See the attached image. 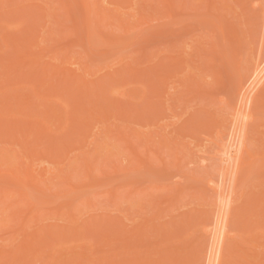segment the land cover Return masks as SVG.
<instances>
[{
  "label": "rangeland",
  "instance_id": "rangeland-1",
  "mask_svg": "<svg viewBox=\"0 0 264 264\" xmlns=\"http://www.w3.org/2000/svg\"><path fill=\"white\" fill-rule=\"evenodd\" d=\"M84 1L88 2L89 0H83V1L82 0H8V1L0 0V4L2 3L0 5V34L4 35V32L7 33L10 31L9 34H12L11 36L14 35L15 39L19 38L22 40L23 38L24 40L23 41L20 40V42L21 43L25 42L24 44H26V40L30 37L29 36L30 34H28L29 33L28 29L31 30V28H33L32 30H34L37 27L41 28L40 26L41 24L45 25L44 27L42 26L43 27L42 29L37 28L36 29L37 33H34V35L35 34L39 35L38 38H40V36L43 37L45 36L46 38H44L43 40H46V42L44 41V43H40L41 42L40 41L39 42L40 44L38 43L37 44L39 45L40 49H42L46 45L47 47H44L42 49V52L36 55L35 53H38L41 50L39 49L36 52L35 48H33L34 47L33 44L32 45L33 47L31 48L32 51L29 49L30 52H28L27 54L30 57L26 55V58L27 60H29V62L25 60L26 58L25 59L23 58L24 59V63L22 62L23 64L26 65L28 63H31V65L28 64L27 66L23 67L22 66L23 64L20 63L21 67H16V65H13L12 67L11 65V63L13 64L12 57H10V59L12 58L11 59L12 62L8 60L10 62V65L9 62L5 64V59L8 58L7 56L11 52H13L11 54H13L14 57L15 54L13 49L14 44H11L13 42H10V44L12 45L11 46L7 41H5L7 37L4 38V41L5 43L7 42L10 47L6 45L7 43L6 44L1 43V41L3 40H0V43L2 45V47L0 46V54L2 53L4 54L0 58L3 59V57H5V59H3L4 61L3 63L5 65L3 64V66L6 67L8 65L12 67L14 72H17L15 74L14 72L12 73V71L10 72L9 70H12L10 67L9 70L4 71L5 69L2 70V68L4 67L1 66L0 70L4 72L0 71V75L1 74L4 75L7 79H5L4 76L2 75L0 79L2 80L3 78L5 80H8L9 78L11 79V77L8 76L14 74V76L16 75L15 76L16 78L14 77V79H17V81L15 80L16 84L14 82L13 85V79H11V82L9 79V83L12 84H8V81L4 80L5 83H3V85L0 84V91L8 92L5 93L7 96L8 95L14 96V94H19V96L23 98L24 96L25 97L28 96V94H30V96H33L31 97L32 99H29V102L33 101L35 103L32 104L31 102L30 106L28 104V107H26L27 110L23 112L25 113V115L20 116V119H22L23 117L24 119L27 120L28 118L29 120L31 119L43 120L44 118L43 127L45 129L44 128L39 129L40 126H38V128H35L37 130L38 129L40 130V132L38 131V133H40L41 136H39L37 131L34 132L33 129L34 126H33L31 132L37 134H34L36 136H31L30 134V136L34 137V142H36L35 137L39 136L38 138L41 139L39 140L40 143L37 144L36 142V146L33 147V149L34 148L37 149L38 151L37 153L39 154L35 156L38 157L37 158H34L35 156L33 158L31 157V160L29 157V160L31 162L33 159L31 163L33 164V167L37 168L39 171H41L42 168H46V170L52 169L55 172L54 173L55 176H52L54 178L52 179L50 178V180L44 178L46 177L45 176L46 174L48 175L47 172H45L43 177H41V179L44 178L45 181L44 182L41 181L42 186H40L41 183L39 182L40 183L38 185L39 189H36L39 191V193L33 187L26 189L27 193H29L28 201L25 198H22L21 195H18L17 192L15 193V191L20 190V188L12 184L13 182H15L13 181L14 180L13 177L7 172H6L7 174H5L4 171L7 168L6 164H9L10 166L12 165L14 168H20V167L22 168L24 166L23 162H19V161L27 159V157L25 156L26 153L24 154V152L27 151L24 150L23 148H19L20 146L17 145V143L15 142L16 139H18L19 137L18 135L20 134L21 136V134L23 133L22 131L20 132L18 130L19 127L21 129L23 126V128L21 129L23 130L24 128L27 127V125L28 127H30V123L26 125L25 123L26 120L24 121V123L23 121H17V119L19 118L18 116L20 114H18L16 119L15 118L16 115L13 112L11 113L12 116L11 114H8L6 116L7 118L5 119L7 120H2V115L6 112L4 106H7L3 102H6L5 99L7 98H3L4 96L2 95L4 93L0 92V124L1 123H2L1 125L5 124L3 126L4 128L3 130H2V126L0 125L1 126L0 151L3 154L6 153V155L2 154L3 159L4 160L7 159L8 162L12 163V164L4 163V160H1L2 157H0V163H1L0 190L7 189V193L9 191L10 192L12 191V194H14L12 198L8 196H3L4 193L3 194L1 193L0 195V260H3V263L1 261L0 264H4V263L11 264V262H8L7 255L8 254L13 255L12 253L18 251L17 247L14 248V246H16L19 240L20 241L22 240V237L20 239V234L26 232L24 229L22 230V228H25L23 224L28 219L27 216L24 218V221L21 224L23 227L20 228V226H18L20 225L18 224V222L15 221L13 222L11 220V214L14 213L13 211L19 210L20 207H22L23 203H25L24 205L26 206V202H29V200L32 201V204L30 205L33 206V211H35L36 213L38 208V210L40 209L39 212H43V215L41 216L42 217L41 219L39 214H37L38 212L34 214L33 211H29L31 215H36L38 219L40 218L39 220L40 222L38 223L34 222L35 223L33 224L34 226L33 225L30 227L29 225L26 226L27 228L26 230H28L26 233L28 232L30 233L28 235H32L31 232L33 233L34 230L38 232L37 233L38 235L43 234L44 230L47 229L46 226H48L49 228L50 225L57 224V226L61 225L62 227L64 225L66 226V228L68 227V229L69 226H72L71 228L73 230L75 229L76 226V229L74 231H76L78 227H79L78 230L85 228L83 229V231L85 232L80 230L79 235H81L83 232V235L85 234L86 236L84 235L82 239L81 236L78 237L77 234V237L81 239L76 241L75 238L77 237H74L76 233L73 236V238L72 237L70 238L71 235L68 236L67 239L70 240H66V238H64V240H61L60 238H62L61 236L62 234L60 235L59 231L58 234H56L55 237L53 235L52 238H48L50 236H47L45 234L47 238H44V240L45 239H47L48 241L51 240L52 243H54L55 240L57 241L59 240V242L57 243L58 245L53 244L57 246L56 248H54L55 252L54 251L50 252L49 248L47 250V245H49L48 244L49 242L47 243L45 241L41 242L42 244H40V246L44 247L45 252L42 253V251L39 250L40 253H38V255L36 253L37 257L36 255H33L31 258V262L28 264H47V263L57 264L58 259L60 264H68V263L72 264L70 260L69 261L65 260L66 256L70 259L69 257L70 254L73 257L74 256L76 257V255L81 254L79 255V257L77 256L75 258L76 260H74V263H78V264L79 263L93 264L96 260L97 262L99 261L98 264H104L106 258L108 261L110 260L117 261L119 259L121 260V258L122 259L125 258L127 259V262L130 263L132 262L138 263V261L140 260V262L144 264V262L147 261L146 258L150 259V257H151L150 259L151 261L152 259L155 260L157 257H159L158 258L159 260L158 259L156 260L158 261V263L160 261L159 264H162V261L168 255H172V256H168L169 262H168V257L166 258V260H164L165 262L163 261L165 264H195V263L201 264V262L199 261H200V257H202L201 255L204 253L203 252L204 250L201 251L200 249H203L202 248L204 247L203 244L207 241V239L205 241L204 238L205 235H203L204 231L202 230L204 228V223L205 224L208 223L206 222L207 219L205 218L206 216H210L209 213H207V211L208 212L211 211L210 214L212 215L215 214L213 213L214 212L213 210L216 211V209L211 208V206L213 207V205H215L214 203L215 199L213 200V202H211L212 199L214 198L213 197L214 194L212 196L213 192L210 189V187L208 188L209 183L207 181L211 178L212 175L214 176L215 179L218 175V171H220L221 169V164L219 162L218 155L217 153L215 155L213 153H215V151L217 152V150L214 151V149L217 148L214 147L218 142L216 140L219 139V141H221L222 139H224V138H220V136L223 137L226 131L225 132L223 131L224 133L221 131L222 134L220 135L219 133V135L217 134L218 136H216V133L224 129L225 128L224 126L226 125H228L229 127L230 121H228L227 119H229V117L230 119H232L231 116L233 115V112L230 114L231 112L230 108L233 109L232 105H234L232 104L229 106V104H231V100H233V103L236 102L234 100H237L231 98L237 97L236 89L234 86H237L236 84H238V79L242 77L244 74L245 75L247 74L250 65H252L251 63H253L254 61V60L252 61V59L254 58V56L255 57L259 56V54L257 53L262 54L261 56L264 55L262 53L264 52V47H263L264 46V0H169L170 3L168 4L169 6L164 5V0H126V2H124L125 0H123L122 3L121 0H91L88 2V5H86L87 2ZM25 2H26L25 5H31L32 7L35 6L33 7V9L34 8L35 9L33 10L31 6H27V7L25 6L26 9L24 10H22L23 8L20 9V6L24 7ZM91 2L96 5V8L97 5L100 6L99 8H97V10L103 8L104 6V10L106 11L104 15L107 14L108 19L105 18L104 16V20L105 19L106 20L104 21L103 24L99 22V24L96 26V24L98 23L97 19L98 18L100 19L101 17L99 14L104 10L96 12L97 10L94 9L92 10L93 11L92 13L91 8L93 7L94 4H92ZM83 3H85L84 6H82ZM171 3L173 5L172 7H170ZM210 3L213 6L210 5ZM240 3H243L245 7L244 5L242 6ZM90 4L92 5L91 7ZM85 5L90 8L86 7ZM174 6L175 8H173ZM15 8H19L20 9L19 12H16V10L18 9ZM87 8L90 10V13L89 10H87ZM116 8L120 10V13L119 12L117 13L115 11ZM223 8L225 9V11ZM67 9L69 11H67ZM65 10L69 12V14L67 13L65 14L64 13L66 12ZM85 10H87L88 12H86ZM43 13L45 15V18L43 17L44 16ZM45 13H47L48 15L50 13L51 15L47 16V14ZM91 13L93 16L91 15ZM82 14L85 15V17ZM66 15L68 16L70 15V18ZM89 16L94 18H90ZM95 16L96 17L100 16V17L95 18ZM66 17L68 18V20L66 19ZM71 18L73 19L72 21L70 20ZM24 22L25 24H23ZM26 22L28 23V26ZM93 23L95 25H93ZM225 24L227 26L229 25L228 29H226L227 26L225 27ZM2 26H4L3 27L4 29L2 28ZM120 26H123L124 28ZM86 27L88 28L90 27V30H88V28ZM94 27H97L96 30L98 31H95ZM230 27L234 29L232 31L233 33L231 32L232 29ZM98 28L101 29L103 28V29L99 30ZM222 29L223 31H229V32H223ZM87 30L89 31V33ZM48 32L49 34L51 33V35L52 34L53 35L49 37ZM98 32L101 34L103 33V35L106 34V36L103 35L100 36ZM227 33H230L229 35H227L228 37L231 34L232 35L236 34L239 36V37L237 36L238 38L237 41H235V39L233 38L229 39L230 37L227 40L228 42H231L228 43L231 44L228 46L235 45L234 48H236L235 50H230L233 51L232 52L233 54L231 52L230 53L227 52L228 54H230L228 56L230 60L226 57L228 54H226V50H225L226 43L224 42L226 40L225 34ZM87 34L88 37H86ZM16 35H18L19 37H17ZM24 35H27V37ZM54 35L55 38L53 37ZM1 36L2 35H0V38L3 39ZM50 38L53 40H51ZM101 38H103L102 39L103 41L101 40ZM66 39L68 40V42L66 41ZM35 40L36 39H34V41ZM47 40L50 41L51 44ZM32 41L33 40H31L30 42ZM20 42L19 44H21ZM3 44L6 46H4ZM21 45L23 46V44ZM20 46L17 45V47ZM228 46L227 48H229ZM7 47L9 49H7ZM11 48L13 51L11 50ZM21 51L16 52V55L18 53L22 54L23 52ZM211 51H213L214 53L213 56H216L217 58L214 59L213 57H211L212 56ZM218 51L222 52L221 56H223V53H225V56L223 58L224 61L222 60V62L220 60L216 61V59L221 58L219 57L220 55L218 54L219 53ZM32 53H34L36 57L39 55L38 56L39 58L38 57L34 58V55ZM61 53L64 54V56L65 55L67 56L64 57ZM30 54H32L33 56ZM88 54L89 56H87ZM18 55L17 57L20 59L21 56L19 57ZM31 56L34 59H32ZM61 56L63 57V60L66 61V62L62 61L64 62L63 63L64 65H61L62 64L61 60H58V58L59 59L62 58ZM86 56L89 58H87ZM225 57L228 60L225 61L226 59ZM19 59L17 60L18 62L16 61L14 63L19 64ZM33 60H36V64L33 62ZM58 61H60V63ZM180 61H182V63H180ZM37 62H39L40 65L48 64V67L50 65L51 66L50 72L54 71V69H57V67L59 66L58 72H56L55 75H57V73H60L61 72L60 70H62L65 67V70L68 71L65 70H64L65 72L63 70L62 71L66 75H67L66 72L69 73L71 71L70 73L71 76L68 75L70 76L68 79L71 80H73L71 78L73 76L72 74L76 76H80L82 78L84 67L86 69V66H88L89 70H91V73L90 75H86L85 78L86 80L87 79L91 80L89 82H92V85H89L90 88L89 89L87 87L88 86L87 85L88 82H87L84 85L83 89L89 90L91 92V89L93 88L92 89L93 94L90 93L91 96L90 94L89 97L87 96L89 99L84 97V99L86 98L84 102L83 101L81 102V100L78 99L74 100V98H77V96L79 98L80 95L83 94V93L82 94L78 93V91L81 90V88L77 89L80 86L81 82H77L76 84L74 83L76 87L74 86L75 94L73 95L72 93L71 94L68 93L70 92L69 87H71L72 84H70V86L67 87L68 92H66L67 90L62 87L65 83L63 84L61 83V81L60 82L56 81V79H53L50 82L48 79L50 85H55L54 87L52 86V88H54V90L57 91L55 97L54 91L49 90L51 88L50 86L48 89L47 86V84H49L48 81L45 82L46 85L43 86L39 82V78H40L39 74L41 72L43 65L40 66L39 64H37ZM58 63L61 65L62 69L60 68V65H57ZM32 64L37 65L38 68L35 66V70L33 67H32L33 69H30L29 67L33 66ZM52 65L54 67L56 66L57 67L53 68ZM213 65L214 66L217 65V68H214ZM46 66L47 65H45V67ZM128 66H130V68L134 67V69L137 70L136 71L137 74H135L137 75V78H134V75H132L131 73L132 69L130 70ZM211 66L213 69H211ZM39 67H41V69H39ZM206 67H208V69ZM27 69L28 71H26ZM138 69L140 71V74L138 73ZM217 69L219 72L217 78L219 79L221 78L220 80H223V82L220 83V86L218 85V83H215L220 80L219 79L217 80V78L216 80H214L216 76L215 72L217 71ZM38 70L39 73L36 74L35 72H38ZM42 70L45 71L44 69ZM7 71L9 72V74L7 73ZM48 71L49 69L47 70V72ZM159 71L163 72V74L165 73L167 76L165 74L164 75L162 74L161 76V72ZM213 71L215 72L212 74ZM25 72L32 75V78L33 77L38 78V80H35L34 78L32 81H30L31 79L29 78L31 77L29 74L28 76L26 75L27 77L24 78L23 76H25L26 74ZM77 72L78 74H76ZM134 72L135 71H133V73ZM6 73L7 75H5ZM17 74H20V78H18L19 75ZM65 74L62 73L61 76ZM51 75L52 73L49 74V78L55 77V75L54 76ZM138 76H140V80L138 79L139 78ZM159 76L163 78L164 80L163 82L162 80H160L161 78ZM147 77H149L150 79L147 80L148 79ZM184 77H186L187 79L186 78L184 79ZM85 78L83 79L85 80ZM92 79L94 80V83L96 81L98 83L96 82L95 84H93ZM197 82H198V86L196 84ZM60 83L63 85H61ZM57 84L58 87H56ZM203 85L206 86V88L205 87L203 88ZM34 86L37 89H40L39 91L43 92L42 95L38 96V99L44 98L43 100L42 99L37 100L36 97L37 95H35V93L39 91L33 90V95H32L30 89H32ZM207 86L209 87V89L207 88ZM212 88L214 89L212 90ZM12 89H15L16 91ZM199 89H200L199 91L200 95L197 94L198 93L197 90ZM63 91H65L66 93L65 92L63 93ZM204 91L206 92L204 93ZM44 93H47L48 97H45ZM101 94L105 95V98H101L103 97ZM75 95L76 97H74ZM12 96L10 97L11 99L9 98L10 102L8 101L9 103L8 105H10L12 102L13 103L17 102L15 98L12 99L13 98ZM68 96L71 97L72 100H70ZM257 96L254 100L255 101L254 106L252 107L254 109L251 108L253 110L252 113L254 114L251 115L253 116L252 118L250 117L251 119L249 118L250 123L248 124V127L249 126L250 127L248 128L249 131H247L248 132L247 137L249 139H247V143H246L248 144L246 145L248 146V149L250 148V152L252 151L251 154L252 155L255 154L254 155L255 158L247 157L248 155L246 156L248 159L247 158L246 160L244 159L245 160L244 162L246 163L243 164L244 167L241 169L243 171L238 173V177L236 180L237 184L234 185L236 188V192L233 195L234 196L233 209L231 212L232 214L229 222L230 223L229 229L231 230L230 231L231 236L229 240L227 239L226 241L223 264H240V263L264 264V228H263L264 204H262L264 203V199H263L264 198V159H262L263 157L262 154L264 153V88L261 92H259ZM17 98L18 97H16V99ZM66 99H68V101ZM81 99L83 100V97H81ZM87 99L89 100V102H87ZM101 99H103L104 101ZM108 100L110 103L107 102ZM112 100L114 102H112ZM17 103L21 107L25 105L24 101L23 103H20V101ZM44 103H49L52 104L51 107L52 106L56 107V109L60 111L59 113L57 111L58 114H60L61 111L65 113L66 109L70 110V114L72 113L71 111L75 107H80V109L78 110V112L72 113L70 117L68 116L70 118L69 120L70 122L67 121V123H71V124L65 126L67 127L66 129L62 124L58 126L60 127L62 125L61 128H57L56 125H52L53 120L52 122H50L51 118L48 119L45 117V115H42L43 110L48 112V114H52V111H49V108L48 109L43 108L42 105ZM97 103L100 106H103L100 109L103 108L105 109L102 110V113L99 112L95 107H92V105L96 106ZM256 103L257 105H255ZM12 105H13L12 107H14L17 104H12ZM46 105L44 107H46ZM48 107H50V105ZM118 108L120 109V113ZM121 109L124 110V113ZM87 110L88 112L90 111V113L92 112L94 116L92 117L91 116L92 114L91 115L89 114L90 115L89 117V115L86 114ZM125 111L127 113H125ZM36 112L38 113L36 114ZM111 112L116 113V116H118L119 119L115 116L113 117L114 113L110 114ZM130 112L131 114L129 115ZM227 113L231 116H227L228 115ZM5 114H7V112ZM13 114L15 115V117ZM58 114H56L57 117L59 116ZM61 114L62 116H64L63 113ZM81 114H85V117L84 115ZM103 114H105L106 116ZM66 116L67 114H65V117ZM123 116H125L126 119ZM65 117H63L64 119L61 120L62 121L68 120L65 119ZM8 118L9 119L15 118L16 120L12 119L13 122L12 124L11 120H8ZM77 119H80V121L82 122H80ZM88 120L90 121L92 120L90 125H88L89 127L87 125H84L86 123L83 124V121L87 122ZM75 121L79 123V125ZM226 121L228 122V124L225 123ZM16 122L18 123L21 122L22 126L21 123L18 125V123ZM204 122L207 123L210 122L208 124L211 125H207V123L205 124ZM61 123L65 125L66 122L64 121ZM203 123L205 124V126L203 125L201 126V124ZM6 124L10 126L8 127ZM16 124H17V128L15 127V129L19 131L18 133L13 128L14 125L16 126ZM34 125L36 124L34 123ZM7 128L13 130L15 134H12V131L9 132L6 131L8 133L4 132ZM63 128L65 131H63ZM8 135L11 136L9 137ZM6 139L8 141L10 140L9 142H13L15 145L13 146V144L5 143L8 142L6 141ZM32 140L30 141L31 143L33 142ZM26 141L24 139L23 143H26ZM215 141L216 144L214 143ZM29 143H27V145ZM124 143H126L125 144L126 146L124 145ZM23 145L24 148L27 147L25 146V144ZM127 146L131 147V149ZM5 147L8 148L7 151ZM9 147L13 149V151L9 150L10 149ZM41 147L43 149H41ZM128 148L132 150L134 153L132 154V151H130ZM28 149L30 148L28 147ZM20 150L23 151V153L21 152L20 154L21 155L23 154L26 158H24L23 156L22 159H19L20 156L19 157L14 156L15 155L14 153L17 151H18L17 153H19ZM42 151L47 154H43ZM7 152H11V153H7ZM28 153H30V150ZM10 154H14L12 155L13 156L12 158ZM28 156H31V153L28 154ZM54 156H56V159ZM51 157L54 159V161ZM139 158L141 159L142 164L139 162ZM215 160H218L219 163L216 164ZM215 165H216V169L214 170L213 167H215ZM24 168L25 166L22 169ZM1 169L4 170L3 173ZM216 173L217 175H215ZM2 174L4 175L3 178H2L3 176ZM65 176L68 179H66ZM70 183L72 184V186ZM205 185L207 186L205 187ZM70 186L72 188L73 186L76 187V189H74L75 193L74 191L72 193V188L71 190L69 189ZM10 192L8 193V195L11 194ZM256 197L257 198L261 197L262 200L259 201V203L257 200H255L256 202L254 201L255 202L254 206L256 205L257 207L258 205V207L257 208L252 207V210H254L252 211L250 207L253 206V204L251 203L250 198L256 199ZM21 198L23 199V201L21 200ZM14 199H17L14 202L18 201L16 202V205H14L12 202ZM24 199L26 200V202ZM87 201L91 204V206L88 207ZM33 202L37 207H34L35 205L33 204ZM17 203H19L18 204L19 206L17 205ZM250 203L251 205H249ZM63 204L64 205L67 204V206L64 207ZM261 204L263 205V207ZM16 207L19 209H15ZM246 207H248L249 209ZM11 208H13L14 210L12 211ZM22 209H24L22 213L23 215L25 214V207H22L21 210ZM56 209L57 212L60 209H61L60 211L63 210L62 213L63 216L65 212H68V209L70 212V213L69 212L66 213L68 215H70L72 211L76 210V212H73V214L77 218L75 219L71 217L72 214L70 216L71 219L70 217H68V219L70 220H67L66 219L67 217L65 218V216H64L65 219L55 218L54 216H56V214L53 213L51 214H53L54 216L51 215L50 217H47L46 216L47 213H44L45 211L46 212L52 210L56 211ZM77 210L79 213L77 212ZM247 211L248 213H250V215L247 213ZM254 212L256 213V215ZM151 217L153 218L151 219ZM212 217H214V215ZM187 218L190 220L189 221L190 223L187 222L188 227L186 224V221H188L186 220ZM148 219L151 220L148 221ZM67 221L69 222L76 221V223L73 222L71 225L68 224L69 222ZM258 221L260 222L258 223ZM4 223H5V227L3 226ZM257 223L259 224L258 226H260L259 228L256 227ZM38 224H40L39 226L41 228L37 231ZM201 224L203 226L202 228H201ZM73 225L75 226L73 227ZM151 225L155 226V229H153L155 231L152 230ZM166 226L168 230L169 228L171 230L173 229L172 232L174 233L171 232L170 236L168 235V233L171 230H169L168 232ZM145 227H147L146 231L147 232L149 231V234H146L149 235L147 238L146 235H144V232L146 233L144 229ZM149 227L151 229H149ZM16 228H19V230L21 229L20 231L21 233L18 232L19 230L16 231L17 230ZM122 228L125 229V231L122 230ZM163 228L167 230L168 232V233L166 232L167 234H165L164 231H163L164 233L162 232ZM140 229L142 231L141 234L145 236L144 239L143 236L142 238L140 237L141 236L139 233ZM158 230L161 232L159 233ZM15 231L17 232V234ZM45 231L47 232V230ZM121 231L123 232L120 233ZM36 232L33 234H36ZM137 232L139 233L140 236L138 235ZM93 233L94 235L92 236ZM101 233L104 234V239L107 240L105 241V244H102V242L104 241H102L103 239H100L101 236L103 238V235ZM173 234L176 235V238L175 235ZM12 235L15 236L14 239L11 238ZM105 235L107 238L108 235L112 237L106 239ZM113 236L117 237V241L113 239ZM134 236H136L137 238L140 237L143 243L139 238L137 240L136 237ZM168 236L172 239H170ZM171 236H174V238ZM8 238H11V240H9ZM85 238L86 239L91 238V239L86 240ZM118 238L119 239L121 238V241H125L123 239L128 238L127 240L129 241L128 246L131 250L128 248V246L126 248H122L121 245L122 242L118 240ZM110 239L112 240L108 241ZM139 240L140 243L137 244ZM86 241L88 242L86 243ZM113 241H115L114 243H116L115 245L114 243H112L113 248H111L112 244L111 245L107 244L106 246V242L111 243ZM60 242H62L63 244ZM85 244H87L86 245L87 248L85 247ZM88 244L90 245L89 247ZM156 244H158V246ZM181 245H183L182 247H187V249L185 248L182 251V249L177 248V246L181 247ZM59 246L61 248H59ZM53 247H51V250ZM83 247L85 252L81 250ZM159 247L162 251L159 249ZM174 247L177 248V251L179 249L181 252L180 251L175 252L176 250L174 251L170 250L173 249ZM75 250L77 252H75ZM151 250L154 251V254L152 255L150 254L152 253ZM155 251L159 255L155 254ZM66 252H68L69 255ZM199 252L200 253L202 252V254L200 255ZM73 253L74 254L76 253V255H72ZM116 253H118L117 257H115L117 255ZM234 253L237 255L235 256ZM175 254L179 256V257L177 256L178 259L180 258L178 261H174L177 258V257L175 258L174 256ZM17 255H19V253ZM45 255L48 258H45L46 257ZM103 255L105 256V258L103 257ZM240 255H243L245 259L248 261V263L245 259H242ZM27 256L29 257L30 255ZM54 256L56 257L53 258ZM41 257L42 258L44 257L46 261L44 262L43 261L44 259H41ZM61 257L65 259H61ZM132 257H134V259ZM171 257L175 259L173 260L172 258L173 260L172 261L170 260ZM197 257L199 258L197 259ZM56 258L57 260H55ZM128 258L129 259L132 258L133 260L129 261ZM51 259H53L52 260L53 262L51 261ZM99 259H105V260H99ZM17 260L20 261V259ZM40 260L43 261L44 263L43 262L40 263ZM156 260L154 263H157ZM64 261H67L68 263L67 262L65 263ZM115 261H111V262H115ZM111 262L109 263L111 264ZM13 263L19 264L20 262H13ZM124 263H126V261Z\"/></svg>",
  "mask_w": 264,
  "mask_h": 264
},
{
  "label": "bare ground",
  "instance_id": "bare-ground-1",
  "mask_svg": "<svg viewBox=\"0 0 264 264\" xmlns=\"http://www.w3.org/2000/svg\"><path fill=\"white\" fill-rule=\"evenodd\" d=\"M8 1V0H7ZM83 1V0H82ZM89 1H91V0H89ZM88 1V2H89ZM27 2V1H26ZM26 2L24 3V7H22V6H20V9H22V10H24V9H26V7L27 6H31V5H25L26 4ZM84 2H87V1H84ZM88 2L86 3V5H88ZM120 2V1H119ZM123 2V0H121V3ZM124 2H126V0L124 1ZM240 2V1H239ZM81 3V2H80ZM92 3V2H91ZM183 3V2H182ZM226 3V2H225ZM237 3V2H236ZM2 4V3H1ZM0 4V5H1ZM28 4V3H27ZM31 4V3H30ZM84 4L85 3H83V5L82 6H84ZM92 4H94V3H92ZM168 4H170L169 3V0H164V5H168ZM242 6L244 5L243 3H240ZM85 5V6H86ZM163 5V4H162ZM208 5V4H207ZM210 5H212L211 3H210ZM209 5V6H210ZM239 5V4H238ZM17 6V5H16ZM26 6V7H25ZM65 6V5H64ZM92 5L90 4V7H91ZM169 6V5H168ZM173 5H172V3H171V6L170 7H172ZM206 6V5H205ZM213 6V5H212ZM232 6V5H231ZM240 6V5H239ZM19 7V6H18ZM32 7V6H31ZM33 7H35V6H33ZM33 7H32V9H33ZM86 7H88V6H86ZM85 7V8H86ZM90 7H88V8H90ZM100 6L99 5H97V8H99ZM165 7V6H164ZM207 7V6H206ZM234 7V6H233ZM244 7H245V5H244ZM243 7V8H244ZM82 8V7H81ZM87 8V10H89ZM97 8H96V5L94 4L93 5V7L91 8V11L92 10H97ZM167 8H169V7H167ZM173 8H175V6L173 7ZM214 8H217V7H214ZM214 8H213V10H214ZM240 8H242V7H240ZM15 9H18V10H16V12H19V8H15ZM31 9V8H30ZM35 9V8H34ZM33 9V10H34ZM199 9V8H198ZM206 9V8H205ZM210 9V8H209ZM224 9V8H223ZM231 9V8H230ZM28 10V9H27ZM87 10H85L86 12H88ZM101 10H104V6H103V8H100L99 10H97L96 12H98V11H101ZM107 10V9H106ZM66 11V10H65ZM67 11H69L68 9H67ZM64 12L65 14L67 13V14H69V12ZM115 11L118 13H120V10H118L117 8L115 9ZM224 11H225V9H224ZM230 11H232V10H230ZM50 12V11H49ZM83 12V11H82ZM106 11L104 10V11H102L99 15L101 16H97V17H100V19L98 18L97 20H98V23L96 24V26L99 24V22H101L102 24L104 23V21L106 20H104V16H105V18H107L108 19V17H107V14H105L104 15V13H105ZM217 12V11H216ZM41 13V12H40ZM89 13H90V10H89ZM92 13H93V11H92ZM92 13H91V15H92ZM6 14V13H5ZM8 14V13H7ZM18 14V13H17ZM19 14H21V13H19ZM42 14V13H41ZM40 14V15H41ZM45 14H47V13H45ZM84 14V13H83ZM82 14V15H83ZM87 14V13H86ZM103 14V15H102ZM225 14V13H224ZM43 15H44V13H43ZM42 15V16H43ZM49 15H51L50 13H49ZM48 14H47V16H49ZM71 15V14H70ZM70 15L68 16V15H66V16H68L69 18H70ZM95 15V14H94ZM96 15H98V14H96ZM31 16V15H30ZM65 16V15H64ZM84 17H85V15H83ZM88 16V15H87ZM93 16V15H92ZM44 18H45V15L43 16ZM84 17H83V19H84ZM90 17V16H89ZM89 17H87V18H89ZM96 16H95V18H97ZM103 17V18H102ZM6 18V17H5ZM25 18V17H24ZM37 18V17H36ZM42 18V17H41ZM43 18V19H44ZM90 18H94V17H90ZM2 19V18H1ZM66 19L68 20V18L66 17ZM103 19V20H102ZM4 20V19H3ZM61 20H63V19H61ZM71 21L73 20L72 18L70 19ZM86 20V19H85ZM97 20H96V22H97ZM100 20H102V21H100ZM5 21V20H4ZM21 21H22V19H21ZM45 21V20H44ZM43 21V22H44ZM90 21V20H89ZM109 21V20H108ZM38 22V21H37ZM127 22V21H126ZM143 22H145V21H143ZM219 22V21H218ZM27 23V22H26ZM34 23V22H33ZM85 23V22H84ZM89 23V22H88ZM88 23H86V24H88ZM95 23V22H94ZM93 23V25H95ZM110 23V22H109ZM23 24H25V22L23 23ZM35 24V23H34ZM215 24V23H214ZM218 24V23H217ZM91 25H92V23H91ZM107 25H108V22H107ZM106 25V26H107ZM8 26V25H7ZM27 26H28V23H27ZM35 26V25H34ZM41 26V28H38L37 26V28L38 29H42L45 25L44 24H41L40 25ZM43 26V27H42ZM88 26V25H87ZM105 26V25H104ZM124 26V25H123ZM123 26H120V27H123ZM218 26V25H217ZM217 26H215V27H217ZM227 25L225 24V27H226ZM4 26H2V28H3ZM26 27V26H25ZM30 27V26H29ZM29 27H27V28H29ZM83 27H84V25H83ZM233 27V26H232ZM37 28H35L34 30H32L33 28H31V30L30 29H28V34H30L29 36V38L26 40V44H24L25 42H20V40L21 39H19V38H17V39H15L14 37V35L13 36H11L12 34H9V32H7L8 33V36H7V33L6 32H4V35H6V36H4L3 34H0V35H2L1 37L3 38V39H1L0 38V40H3L4 41V38L5 37H7L6 39H5V41H7L9 44H10V42H13V43H11V44H14V46H13V49H14V52H15V54H14V57H13V54H11V53H13V52H11L7 57L9 58H7V59H5V57H3V59H5V64L6 63H8L9 61L8 60H10V62H12L11 61V59L13 60V64L11 63V65H12V67H13V65H16V67H21V65H20V63L21 64H23L24 63V59L26 58V55L28 54V52H30L29 51V49L31 50V48L33 47L32 45L34 44V47L33 48H35V50H36V52H37V50H39L40 49V47H39V45L38 44H40V43H44V41L46 42V40H43L44 38H46L45 36L43 37V36H40V38H38V36L39 35H37V34H35L34 35V33H37ZM86 28H88V27H86ZM95 29V31H98V30H96L97 29V27H94ZM124 28V27H123ZM229 28V25L227 26V28L226 29H228ZM231 28V27H230ZM234 28H235V26H234ZM4 29V28H3ZM77 29V28H76ZM99 30L101 29V28H98ZM103 29V28H102ZM101 29V30H102ZM219 29V28H218ZM232 29V28H231ZM27 30V29H26ZM88 30H90V27L88 28ZM87 30V31H88ZM234 29H232L231 30V32L233 31ZM44 31V30H43ZM42 31V32H43ZM222 31H223V29H222ZM18 32V31H17ZM33 32V33H32ZM40 32V31H39ZM61 32V31H60ZM73 32V31H72ZM223 32H229V31H223ZM244 32V31H243ZM242 32V33H243ZM6 33V34H5ZM14 33V32H13ZM88 33H89V31H88ZM222 33V32H221ZM233 33V32H232ZM26 34H27V31H26ZM86 34V33H85ZM98 34L100 35V36H102L103 35V33L101 34V33H99L98 32ZM223 34V33H222ZM230 33H227V34H225V43H226V47H225V50H226V54H228V53H232L233 51H230V50H235L236 48H234V46L232 45V46H228V45H231V44H228V43H231V42H228L227 40H228V38L229 39H231V38H233V39H235V41H237L238 40V38H237V36L238 35H236L235 33V35H230L229 37L227 36V35H229ZM20 35V34H19ZM34 35V36H33ZM53 35V34H52ZM51 35V33L49 34V32H48V36L49 37H51L52 36ZM75 35V34H74ZM4 36V37H3ZM11 36V37H10ZM17 37H19L18 35H16ZM24 36H26L27 37V35H24ZM33 36V37H32ZM69 36V35H68ZM103 36H106V34L105 35H103ZM234 36V37H233ZM10 37V38H9ZM42 37V38H41ZM48 37V38H49ZM54 38H55V35L53 36ZM86 37H88V34L86 35ZM239 37V36H238ZM25 38V37H24ZM31 38V39H30ZM38 38V39H37ZM64 38V37H63ZM8 39H9V41H8ZM34 39H36L35 41H34ZM51 39V38H50ZM71 39V38H70ZM69 39V40H70ZM103 38H101V40H102ZM18 40H19V42L21 43V44H23V46H24V48H23V46L21 45V44H19V42H18ZM24 39L22 38V40L21 41H23ZM29 40V41H28ZM31 40H33L32 42H30ZM39 40V41H38ZM43 40V41H42ZM51 40H53V39H51ZM57 40H59V39H57ZM87 40V39H86ZM3 41H1V43H4V44H6L5 43V41L3 42ZM38 41V42H37ZM41 41V42H40ZM48 41V40H47ZM66 41L68 42V40L66 39ZM103 41V40H102ZM108 41V40H107ZM239 41H240V39H239ZM36 42V43H35ZM40 42V43H39ZM48 42H50V41H48ZM54 42V41H53ZM105 42V41H104ZM234 42V41H233ZM1 43H0V46L2 47V45H1ZM8 43L6 44V45H8ZM28 43H30V44H28ZM38 43V44H37ZM240 43V42H239ZM242 43V42H241ZM3 44V45H4ZM10 44V45H11ZM15 44H17V45H21L20 47H22V48H20V47H17V45H15ZM28 44V45H27ZM50 44H51V42H50ZM6 45H4V46H6ZM44 45H46V44H44ZM88 45H89V43H88ZM225 45V44H224ZM12 46V45H11ZM37 46V47H36ZM51 46V45H50ZM53 46V45H52ZM227 46L230 48H227ZM263 46V45H262ZM261 46V47H262ZM8 47H10L9 45H8ZM7 47V49H9ZM15 47V48H14ZM27 47V48H26ZM39 47V48H38ZM41 47H43V46H41ZM44 47H47V45L46 46H44ZM43 47V48H44ZM54 47V46H53ZM232 47V48H231ZM238 47V46H237ZM264 47V46H263ZM42 48V49H43ZM50 48V47H49ZM227 48V49H226ZM234 48V49H233ZM19 49H21V50H19ZM24 49H26V50H24ZM42 49H40L41 51H39L38 53H35L36 55L37 54H39L40 52H42ZM222 49V48H221ZM229 49V50H228ZM238 49V48H237ZM11 50H12V48H11ZM24 50V51H23ZM34 50V49H33ZM45 50V49H44ZM220 50V49H219ZM223 50V49H222ZM228 50V51H227ZM7 51H9V50H7ZM13 51V50H12ZM19 51H21V52H23L22 54H20V53H18V54H20V55H18L19 57L21 56V58L19 59L18 57H17V55H16V52H19ZM32 51V50H31ZM261 51V50H260ZM61 52V51H60ZM219 52V51H218ZM228 52V53H227ZM9 53V52H8ZM34 53H32L33 55H34V58H37L36 56H35V54ZM56 53V52H55ZM64 53V52H63ZM66 53V52H65ZM213 53V51H211V57H213L214 59L215 58H217L216 56H213L214 55V53ZM263 54H264V52H262ZM32 54H30V55H32ZM62 54V53H61ZM87 54V53H86ZM220 56L219 57H221L220 59L218 58V59H216V61L217 60H220L221 62H222V60L224 61V56H225V53H223V56H221L222 55V52H219L218 53ZM233 54V53H232ZM257 54H259V56H254V58L252 59V61H253V63H251L252 65H250V68H249V70H248V72H247V74L245 75H243L242 77H240L239 79H238V84H236L237 86H234L235 87V89H236V98H231V99H237V100H234V101H236V102H234L233 103V100H231V104H229V106L230 105H232V104H234V105H232V108L233 109H231L230 108V114L233 112V117L231 116V115H229L228 113V115L227 116H231V118L232 119H230V117H229V119H227L228 121H230V123H229V127H228V125H226V124H228V122L226 121L225 123V125L226 126H224L223 128L224 129H222V130H220L219 132H217L216 133V136H218L219 135V133H220V135L222 134L221 133V131L223 132H225L226 131V133H224V135H223V137L222 136H220V138H224V139H222L221 141H219V139L218 140H216V141H218L217 142V144H216V141L214 142L215 144V146L214 147H217V148H219V149H214V151L215 150H217V152L215 151V153H213L214 155L217 153V155H218V159H219V162H220V164H221V169H220V171H218V175H217V173L215 174V175H217V177L214 179V176L212 175L211 176V178L207 181L209 184V186H208V188L210 187V189L212 190V196H213V194H214V198L212 199V201L211 202H213V200H214V203H215V205H213V207L211 206V204H210V206H211V208H214V209H216V211L215 210H213L214 212L213 213H215V214H213L214 215V217H212L213 215L212 214H210L211 213V211L210 212H208L207 211V213H209V215L210 216H206V218L205 219H207V221L206 222H208V223H204V228L202 229L204 232H203V235H205L204 236V238H205V241H206V239H207V241L203 244L204 245V247H202L203 249H200L201 251H203L204 253L202 254V252L200 253V255L202 256V257H200V261L199 262H201V264H223L224 263V249H225V245H226V241H227V239L229 240V238H230V236H231V230L229 229V222H230V219H231V212H232V209H233V201H234V194H235V192H236V188H235V186L234 185H236L237 183H236V180H237V177H238V173L239 172H242L243 170H241L243 167H244V163H246V162H244L245 160H246V158L247 157H252V158H255V154L254 155H252L251 154V152H250V148L248 149V146H246V145H248V144H246L247 143V139H249L248 137H247V134H248V132L247 131H249L248 130V128L250 127H248V124L250 123V119L253 117V116H251L252 114H254V113H252V109H254V108H252L253 106H254V103H255V98H256V96L259 94V92H261L262 90H263V88H264V55L263 56H261L262 54H260V53H257ZM4 54L2 53V54H0V57L1 56H3ZM16 55V56H15ZM32 55V56H33ZM63 56H64V54H62ZM230 54H228L226 57L229 59V56ZM28 56V55H27ZM31 56V57H32ZM67 55H65L64 57H66ZM87 56H89V54L87 55ZM86 56V57H87ZM233 56V55H232ZM10 57H12L11 59H10ZM28 57H30V56H28ZM62 57V56H61ZM225 57V58H226ZM19 59V64L18 63H14V62H16L18 59ZM24 58V59H23ZM33 57H32V59H34ZM39 58V57H38ZM52 58V57H51ZM87 58H89V57H87ZM212 58V59H213ZM225 59V61L226 60H228V59ZM256 58V59H255ZM1 60H0V68H1V66L2 67H4V68H2V70H4V71H6V70H9V67L10 66H3V59L2 58H0ZM17 59V60H16ZM67 59V58H66ZM211 59V58H210ZM213 59V60H214ZM26 61H28L29 62V60H27V58L25 59ZM39 60V59H38ZM58 60H61V62L62 61H64L63 60V57L61 58V59H59L58 58ZM230 60V59H229ZM2 61V62H1ZM31 61V60H30ZM183 61V60H182ZM182 61H180V63H182ZM215 61V62H216ZM10 62H9V65H10ZM18 62V61H17ZM23 62V63H22ZM33 62L36 64V60H33ZM32 62V63H33ZM59 63H60V61H58ZM64 62H66V61H64ZM64 62H62V64L61 65H64L63 63ZM207 62V61H206ZM228 62V61H227ZM2 63V64H1ZM27 63V62H26ZM57 64V65H60V64ZM68 63V62H67ZM73 63V62H72ZM4 64V65H5ZM28 64H30L31 65V63H28ZM28 64H23L22 66L24 67V66H27ZM35 64H32L33 66H30L29 68L30 69H33L34 68V70H35V66L37 67V65H35ZM37 64H39V62H37ZM167 64V63H166ZM165 64V65H166ZM178 64V63H177ZM210 64H212V63H210ZM215 64V63H214ZM230 64V63H229ZM20 65V66H19ZM40 65V64H39ZM38 65V66H39ZM41 65H43V64H41ZM40 65V66H41ZM45 65H47L46 67H45ZM61 65H60V68H61ZM170 65H171V63H170ZM173 65V64H172ZM218 65V64H217ZM217 65H213V67L214 68H217ZM220 65H222V64H220ZM53 66V65H52ZM86 66V65H85ZM225 66H227V65H225ZM12 67H10L11 69H12ZM22 67V68H23ZM33 67V68H32ZM50 67V68H49ZM49 67H48V64H44L43 66H42V69H44L45 71H43L42 69H41V67H39V69H41V72H40V78H39V82L41 83V85L43 86V85H46V83L45 82H47L48 81V79H49V81L51 82V80H53V79H56V81H61V83H65L64 85L63 84H61V85H63L62 87L64 88V89H66L67 90V87L68 86H70V84H72L71 85V87H69L70 89V92H68V90L66 91V92H68V93H72L73 95L75 94L74 93V91H75V88H74V86L76 87V83L77 82H81V84H80V86L77 88V89H79V88H81V90H79L78 91V93H80V94H82V95H80V94H78V95H80V99L78 98V96H77V98H74V100H76V99H78V100H81V102L83 101L84 102V100L86 99V98H88L89 97V94L91 93V94H93V92H92V89H91V92L89 91V90H85V89H83L84 88V85L88 82V83H90V84H88L87 83V87L89 88V85H92V82H89V81H91V80H86V78H85V76L86 75H90V73H91V70H89V67L88 66H86V69H85V67H84V71H83V77L81 78L80 76H76V75H74V74H72L73 76L71 77L73 80H71V79H68L70 76H71V71L68 73V72H66L67 73V75L64 73L65 71H68V70H65V67L62 69V70H60L59 72L61 73H57V75H55L56 74V72H58V68H59V66L57 67V69H54V71H52V72H50V70H51V66L49 65ZM56 67H54L53 66V68H56ZM129 68H130V66H128ZM7 68V69H6ZM38 68V67H37ZM36 68V69H37ZM52 68V69H53ZM69 68V67H68ZM207 69H208V67H206ZM49 69V71L47 72V70ZM132 69V75H134V78H137V75H135V74H137V70H135L134 69V67H131L130 68V70ZM134 69V70H133ZM167 69V68H166ZM172 69V68H171ZM210 69V68H209ZM211 69H213L212 68V66H211ZM219 69V68H218ZM218 69H217V71L215 72V71H213L212 72V74L215 72V74H216V76H215V79L214 80H216V78L218 77V75H219V72H218ZM221 69V68H220ZM18 70H19V68H18ZM57 70V71H56ZM87 70V71H86ZM180 70V69H179ZM1 71V70H0ZM4 71H1V72H4ZM10 72L12 71V73L14 72L13 71V69L12 70H9ZM26 71H28V69L26 70ZM133 71H135L134 73H133ZM166 71V70H165ZM181 71V70H180ZM211 71V70H210ZM23 72V71H22ZM44 72H46V73H44ZM50 72V73H49ZM142 72V71H141ZM159 72H161V71H159ZM190 72V71H189ZM218 72V73H217ZM246 72V71H245ZM7 73L9 74V72L7 71ZM7 73L5 74V75H7ZM15 73H17V72H14V74ZM26 74H25V76H23V74H22V76L25 78V77H27L28 76V74L29 73H27V72H25ZM32 73H34V72H32ZM36 74L37 73H39V70H38V72H35ZM42 73V74H41ZM52 73V75L51 76H54L55 75V77H51V78H49V74H51ZM54 73V74H53ZM62 73L63 74H65V75H63V76H61L62 75ZM72 73H73V71H72ZM75 73V72H74ZM85 73V74H84ZM87 73V74H86ZM138 73L140 74V71H139V69H138ZM169 73V72H168ZM14 74H12V75H9L8 77H11V79H13V85H14V82H15V84H16V81H17V79H14V77L16 76H14ZM45 74V75H44ZM60 74V75H59ZM76 74H78V72L76 73ZM157 74V73H156ZM162 74H163V72H161V76H162ZM165 74V73H164ZM163 74V75H164ZM214 74V75H215ZM221 74V73H220ZM2 75V74H1ZM1 75H0V78H1ZM17 75H19V77L18 78H20V74H17ZM27 75V76H26ZM30 75V74H29ZM47 75H48V77H47ZM68 75H70V76H68ZM166 75V74H165ZM2 76H4V75H2ZM22 76H21V78H22ZM76 76V77H75ZM136 76V77H135ZM141 76H142V74H141ZM167 76V75H166ZM189 76V75H188ZM187 76V77H188ZM30 77L31 78H29V79H31L30 81H32L35 77H33L32 78V75H30ZM36 77H37V75H36ZM44 77V78H43ZM60 78V80H59V78ZM133 77V76H132ZM139 78V80H140V76H138ZM160 77V76H159ZM4 78L5 79H7L5 76H4ZM3 78V80L2 79H0V81L2 82H0V84H2L3 85V83H5V81H8V84H12V83H9V79L8 80H5ZM16 78V77H15ZM47 78V79H46ZM64 78H66V79H68V80H66V79H64ZM83 78H85V80L83 79ZM143 78H144V76H143ZM148 79L147 80H149L150 78L149 77H147ZM161 78V77H160ZM186 77H184V79H185ZM11 79H10V82H11ZM27 79V78H26ZM63 79V80H62ZM76 79V80H75ZM187 79V78H186ZM190 79V78H189ZM219 78H217V80H218ZM221 79V78H220ZM219 79V80H220ZM5 80V81H4ZM16 80V81H15ZM35 80H38V78H35ZM46 80V81H45ZM93 80V79H92ZM132 80H134V79H132ZM160 80H162V82L164 81L163 80V78H161ZM42 81V82H41ZM48 81V83L49 84H47V86H48V89H49V86L51 87L49 90H53L54 91V95L56 94V90H54V88H52V86L54 87L55 85H50V82ZM63 81V82H62ZM221 81V82H220ZM220 81H217V82H215V83H218V85L220 86V83H222L223 82V80H220ZM59 82H57V83H59ZM72 82V83H71ZM97 82V81H96ZM95 82V83H96ZM186 82V81H185ZM213 82V81H212ZM45 83V84H44ZM75 83V84H74ZM94 83V80H93V84H95ZM98 83V82H97ZM236 83V82H235ZM52 84H53V82H52ZM67 84H69V85H67ZM197 84V86H198V82L196 83ZM214 84V83H213ZM66 85V86H65ZM215 85V84H214ZM29 86V85H28ZM46 86V87H47ZM110 86V85H109ZM211 86H212V84H211ZM56 87H58V84L56 85ZM59 87H61V86H59ZM106 87H108V86H106ZM186 87V86H185ZM206 88V86H204L203 85V88ZM216 87H217V85H216ZM237 87V88H236ZM34 88V89H33ZM32 89H30V91H31V93H32V95H33V90L34 91H39L40 89H37L35 86L33 87ZM103 88V87H102ZM197 88H199V87H197ZM207 88L209 89V87L207 86ZM61 89V88H60ZM71 89H73V90H71ZM90 89V88H89ZM104 89H105V87H104ZM211 89V88H210ZM214 88H212V90H213ZM12 90H15V89H12ZM11 90V91H12ZM42 90H43V88H42ZM63 90V89H62ZM102 90V89H101ZM16 91V90H15ZM65 91H63V93L65 92ZM198 91V93L197 94H199V91H200V89L199 90H197ZM202 91V90H201ZM210 91V90H209ZM0 92H2V91H0ZM39 92H40V94H39ZM39 92H37V93H35V95H37L36 97H37V100H43L44 98H39L38 99V96H40V95H42V93L43 92H41V91H39ZM65 92V93H66ZM104 92V91H103ZM206 91H204V93H205ZM2 93H8V92H2ZM1 93V94H2ZM101 93H102V91H101ZM105 93V92H104ZM103 93V94H104ZM233 93H235V92H233ZM232 93V94H233ZM2 95V96H4L3 98H7V99H5V101L6 102H3L5 105H7V106H4V108H5V111L7 112V114H3L2 115V120H7V119H5V118H7L6 116L8 115V114H11L12 112L16 115V117H15V115H14V117L17 119V116H18V114H20L18 117V119H17V121H23V123H24V121H25V123H26V125L27 124H29L30 123V127H28V125H27V129L26 128H24L23 130H21L22 128H23V126H22V123L21 122H16V123H18V125L21 123V126H22V128L20 129V127H19V131L21 132H23L22 134H21V136H20V134L18 135L19 137H18V139H16V142L15 143H17V145H19L20 147L19 148H23L24 150H26L27 152H24V154H25V156L27 157V159L26 160H21V161H19V162H23V165L25 166V168L24 169H22L20 166H18V167H20V168H14L12 165L10 166L9 164H6L7 165V168L5 169V171L4 170H2V173H3V171L5 172V174H7V173H9L12 177H13V181H15V182H10V183H12V184H14V185H16L17 187H19L20 188V190H17V191H15V193L17 192V194L18 195H21L22 196V198H25L27 201H28V194L29 193H27V191H26V189H29V188H35V190L36 189H39L38 188V185L41 183V181L42 182H44L45 181V179H48V180H50V178L52 179V178H54V177H52V176H55L54 175V171L51 169V170H46V168H42V170L41 171H39L37 168H34L33 167V164L31 163L32 161H33V159H32V161L30 162V160H31V157L33 158L35 155H38L39 153H37L38 151H37V149L36 148H34L33 149V147H35L36 146V142H37V144H39L40 142H39V140L41 139V138H38L39 136H41L40 135V133H38V131L40 132V128H44L43 127V125H44V118H43V120H37V119H31V120H29V118H28V120L27 119H24L23 117H22V119H20V116H24L25 115V113H23V112H25L27 109H26V107H28V104H29V106H30V103L32 102V104H34L35 102H33V101H30L29 102V99H32L31 97H33V96H30V94H28V96H24V98L23 97H21V96H19V94H14V96H12V95ZM39 94V95H38ZM46 94L47 93H44V96L45 97H48V94H47V96H46ZM59 94V93H58ZM91 94H90V96H91ZM18 95V96H17ZM34 95V96H35ZM72 95V96H73ZM102 95V94H101ZM200 95V94H199ZM204 95V94H203ZM234 95V94H233ZM6 96V97H5ZM13 97L12 99H14L15 98V100H17V102H19L20 101V103H23V101H24V106L23 107H21V106H19L18 105V103L17 102H12L10 105H8L9 103H8V101H9V98L10 97ZM30 96V97H29ZM88 96V97H87ZM97 96V95H96ZM99 96V95H98ZM103 97H101V98H105V95H102ZM201 96H202V94H201ZM16 97H18L17 99H16ZM55 97H56V95H55ZM59 97V96H58ZM74 97H76V95L74 96ZM81 97H83V100L81 99ZM84 97H86L85 99H84ZM258 97V96H257ZM68 98H70V100H72V98L71 97H69L68 96ZM11 99V98H10ZM21 99V100H20ZM25 99V100H24ZM28 99V100H27ZM89 99V98H88ZM87 99V102H89V100ZM94 99V98H93ZM107 99V98H106ZM112 99V98H111ZM67 101H68V99H66ZM96 100V99H95ZM95 100H93V101H95ZM101 100H103V99H101ZM114 100V99H113ZM112 100V102H114ZM97 101V100H96ZM104 101V100H103ZM10 102V101H9ZM107 102H109V100L107 101ZM7 103V104H6ZM110 103V102H109ZM116 103V102H115ZM12 104H17V105H15L14 107H12L13 105ZM27 104V105H26ZM31 104V105H32ZM37 104V103H36ZM47 104V105H46ZM118 104V103H117ZM46 105V107H44ZM50 105V107H48ZM51 105L52 104H49V103H44L42 106H43V108L45 109V108H49V111H52V114H48V112H46V111H42V115H45V117L46 118H48V119H50L51 118V120H50V122H52V120H53V122L55 123H53L52 122V125H56L57 126V128H61V126L63 125L64 126V128L66 129L67 127H65V126H68L69 124H71V123H67V121L68 122H70L69 120H70V115L72 114V113H74V112H78V110L80 109V107H75L71 112V114H70V110H67L66 108V110H65V113L64 112H62L61 111V113H63V115L64 116H62V114L60 115V114H58L60 111H58V109H56V107H54V106H52L51 107ZM120 105V104H119ZM119 105H118V107H119ZM255 105H257V103L255 104ZM17 106V107H16ZM79 106V105H78ZM98 108H97V107ZM96 106L94 105H92V107H95L99 112H101L102 113V110H105L104 108L103 109H100L101 107H103V106H100L98 103L96 104ZM115 106V105H114ZM19 107V108H18ZM34 107V106H33ZM9 108V109H8ZM13 108V109H12ZM22 108V109H21ZM24 108V109H23ZM32 108V107H31ZM55 108V109H54ZM78 108V109H77ZM252 108V109H251ZM82 109V108H81ZM100 109V110H99ZM110 109V108H109ZM117 109V108H116ZM119 109V108H118ZM19 110V111H18ZM24 110V111H23ZM84 110V109H83ZM86 110V109H85ZM122 111H123V113H124V110L123 109H121ZM39 111V110H38ZM57 111H58V113H57ZM107 111V110H106ZM109 111V110H108ZM18 112V113H17ZM67 112V113H66ZM86 112V111H85ZM84 112V113H85ZM118 112V111H117ZM229 112V111H228ZM38 112H36V114H37ZM69 113V114H68ZM114 112H111L110 114H113ZM119 113H120V109H119ZM125 113H127L126 111H125ZM56 114H58L59 116L57 117L56 116ZM65 114H67V116L65 117ZM86 114H92V112L90 113V111L88 112V110H87V113ZM108 114V113H107ZM131 114V112L129 113V115ZM4 115H5V117H4ZM81 115H84V117H85V114H81ZM90 115H89V117H90ZM103 115H105V114H103ZM102 115V116H103ZM128 115V114H127ZM11 116H12V114H11ZM41 116V115H40ZM51 116V117H50ZM69 116V117H68ZM73 116V115H72ZM79 116H80V113H79ZM87 116V115H86ZM92 117L94 116L93 114L91 115ZM99 116V115H98ZM101 116V117H102ZM106 116V115H105ZM110 116H112V115H110ZM117 117L118 119H119V117L118 116H116V113H114V115H113V117ZM255 116V115H254ZM38 117V116H37ZM54 117V118H53ZM56 117V118H55ZM63 117H65V119H68V120H64L66 123H65V125L63 124V123H61V122H64V121H62L64 118ZM89 117H87V118H89ZM91 117V118H92ZM122 117V116H121ZM123 117H125V116H123ZM251 117V118H250ZM15 118H8V120H11V122H12V119L13 120H16ZM31 118V117H30ZM41 118V117H40ZM59 120H58V119ZM116 118V119H117ZM128 118V117H127ZM226 118H228V117H226ZM250 118V119H249ZM62 119V120H61ZM81 119V118H80ZM80 119H77V120H79L80 121ZM114 119V118H113ZM125 119H126V117H125ZM129 119V118H128ZM248 119H249V122H248ZM1 120V121H2ZM71 120H73V119H71ZM76 120V119H75ZM120 120H121V118H120ZM30 121V122H29ZM31 121H32V123H31ZM43 121V122H42ZM57 121H59V122H57ZM89 121V122H88ZM87 122H84L83 121V124L84 123H86V124H84V125H90V123H91V121L90 120H88ZM223 121H224V119H223ZM3 122V121H2ZM5 122V121H4ZM7 122V121H6ZM15 122V121H14ZM28 122V123H27ZM36 124V125H34V123ZM45 122H46V120H45ZM76 122V121H75ZM80 122H82V121H80ZM48 123V122H47ZM77 123V122H76ZM88 123V124H87ZM205 124L207 123V122H204ZM201 124V126L203 125V126H205V124ZM208 123H210V122H208ZM207 123V125H211V124H208ZM2 124V123H1ZM0 124V125H1ZM12 124H13V122H12ZM11 124V125H12ZM60 124H62L60 127H58ZM78 125H79V123H77ZM5 124H3V125H1L2 126V130L4 129L3 128V126H4ZM7 125V124H6ZM80 125H82V124H80ZM0 126V127H1ZM8 126V125H7ZM10 126V125H9ZM8 126V127H9ZM33 126H34V128H33ZM38 126H40L39 127V129L37 130V129H35V128H38ZM199 126V125H198ZM197 126V127H198ZM15 127L17 128V124H16V126L14 125V129H15ZM24 127H25V124H24ZM86 127V126H85ZM89 127V126H88ZM87 127V128H88ZM200 127V126H199ZM6 128V127H5ZM32 128L34 129V132L35 131H37V133L39 134V136L38 137H35V140H36V142H34V137H31V136H36V135H34V134H37V133H33V132H31V130H32ZM64 128H63V131H65L64 130ZM201 128H203V127H201ZM8 129V130H7ZM4 132H6V131H12V134H15L14 132H13V130H10L11 129V127H10V129L9 128H7ZM29 129V130H28ZM45 129V128H44ZM228 129V130H227ZM16 130V129H15ZM17 131V130H16ZM15 131V132H16ZM19 131H17V133L19 132ZM218 131V130H217ZM8 132H6V133H8ZM5 133V134H6ZM16 133V134H17ZM33 133V134H32ZM46 133V132H45ZM3 134V133H2ZM10 134V133H9ZM30 134H31V136H30ZM218 134V135H217ZM1 136V135H0ZM9 136V135H8ZM11 136V135H10ZM9 136V137H10ZM23 136V137H22ZM249 136V135H248ZM22 137V138H21ZM25 137V138H24ZM59 137V136H58ZM17 138V137H16ZM43 138V137H42ZM126 138V137H125ZM5 139V138H4ZM14 139V138H13ZM20 139V140H19ZM24 139H25V141H26V143H23V141H24ZM33 139V140H32ZM38 139V140H37ZM33 141L32 143L30 142V141ZM1 141V140H0ZM2 141H3V139H2ZM6 141H8L7 139H6ZM10 141V140H9ZM5 142V143H10V144H13V146L15 145L13 142ZM18 141H19V143H18ZM30 142V143H29ZM50 142V141H49ZM126 142V141H125ZM219 142H221V143H219ZM22 143V144H21ZM27 143H29L28 145H27ZM48 143V142H47ZM21 144V145H20ZM23 144H25V146H27V147H25L24 148V145ZM35 144V145H34ZM43 144H44V142H43ZM49 144V143H48ZM126 143H124V145H125ZM42 145V144H41ZM46 145V144H45ZM44 145V146H45ZM22 146V147H21ZM32 146V147H31ZM126 146V145H125ZM8 147V146H7ZM28 147L30 148V149H28ZM127 147H129V146H127ZM6 148V147H5ZM10 148V147H9ZM28 150H27V149ZM31 148H32V150H31ZM39 148V147H38ZM50 148H51V146H50ZM54 148H56V147H54ZM130 149H131V147H129ZM128 148V149H129ZM7 149L8 148H6V151H7ZM22 149V150H23ZM40 149V148H39ZM41 149H43L42 147H41ZM129 149V150H130ZM2 150H3V148H2ZM9 150H12L13 151V149H9ZM8 150V151H9ZM22 150H20V152L19 153H17V152H15L14 154H10L11 155V158L13 157L12 155H14V156H16V157H19L20 156V158L19 159H22V157L24 156L23 154L21 155L20 153L22 152L23 153V151ZM29 150H30V153H31V156H28V154H30V153H28L29 152ZM134 150V149H133ZM15 151V150H14ZM44 151V150H43ZM42 151V152H43ZM46 151V150H45ZM130 151H132V150H130ZM53 152V151H52ZM5 153V152H4ZM7 153H11V152H7ZM16 153H17V155H16ZM37 153V154H36ZM134 152L132 151V154H133ZM255 153V152H254ZM261 153V152H260ZM2 154L3 153H1V151H0V157H2V159L1 160H4L3 159V156H2ZM19 154V155H18ZM43 154H47V153H44L43 152ZM57 154V153H56ZM59 154V153H58ZM131 154V153H130ZM3 155H6V153L5 154H3ZM50 155V154H49ZM63 155H64V153H63ZM213 155V156H214ZM248 155V156H247ZM263 155V157H264V153L262 154ZM24 156V158H26ZM52 156V155H51ZM58 156V155H57ZM138 156V155H137ZM247 156V157H246ZM9 157V156H8ZM29 157H30V160H29ZM38 156H35L34 158H37ZM39 157H40V155H39ZM55 157V159H56V156H54ZM132 157V156H131ZM215 157V156H214ZM258 157H260V156H258ZM262 157V159H264ZM4 158H5V156H4ZM52 158V157H51ZM145 158V157H144ZM53 159V158H52ZM245 159V160H244ZM248 159V158H247ZM259 159V158H258ZM57 160H58V157H57ZM143 160V159H142ZM29 161V162H28ZM53 161H54V159H53ZM136 161H138V160H136ZM178 161H180V160H178ZM257 161V160H256ZM56 162V161H55ZM58 162V161H57ZM139 162L141 163V159L139 158ZM143 162V161H142ZM215 162H216V164L217 163H219L218 162V160H215ZM254 162H255V160H254ZM3 163V162H2ZM4 163H11V162H8V160L7 159H5L4 160ZM3 163V164H4ZM29 163H31V164H29ZM138 163V162H137ZM1 164V163H0ZM12 164V163H11ZM20 164V163H19ZM142 164V163H141ZM5 165V164H4ZM22 165V164H21ZM1 166V165H0ZM16 166V165H15ZM141 167V166H140ZM116 168V167H115ZM134 168V167H133ZM144 168V167H143ZM214 168V170L216 169V165H215V167H213ZM85 169H87V168H85ZM59 171V170H58ZM63 171V170H62ZM86 171V170H85ZM88 171V170H87ZM117 171V170H116ZM213 171V170H212ZM7 172V173H6ZM45 172H47L48 173V175L46 174L45 176L46 177H44V178H42L41 179V177H43V175L45 174ZM58 173V172H57ZM91 173V172H90ZM1 174V173H0ZM214 174V173H213ZM3 175V174H2ZM88 175V174H87ZM86 176V175H85ZM262 176V175H261ZM4 177V175L2 176V178ZM65 178H66V176H65ZM12 179V178H11ZM64 179V178H63ZM66 179H68V178H66ZM65 179V180H66ZM40 182V183H39ZM9 183V184H10ZM44 184V183H43ZM45 184H47V183H45ZM71 184V183H70ZM207 184V183H206ZM11 185V184H10ZM68 185V184H67ZM204 185V184H203ZM13 186V185H12ZM40 186H42V183L40 184ZM69 186V185H68ZM71 186H72V184H71ZM70 186V190H71V187ZM207 185H205V187H206ZM6 187V186H5ZM10 188V187H9ZM8 188V189H9ZM74 189H76V187H74L73 186V188H72V193H73V191H74ZM237 189H238V187H237ZM12 190V189H11ZM40 190H41V188H40ZM235 190V191H234ZM9 191V190H8ZM36 191H38V190H36ZM43 191V190H42ZM10 192V191H9ZM8 192V193H9ZM45 192V191H44ZM1 193L3 194L4 193V195L3 196H8V197H13L14 196V194H12V191L10 192L11 194L10 195H8V193H7V189H2V190H0V195H1ZM13 193H14V190H13ZM38 193H39V191H38ZM74 193H75V191H74ZM77 193V192H76ZM211 193V192H210ZM243 193V192H242ZM7 194V195H6ZM207 194H208V192H207ZM34 195V194H33ZM243 195V194H242ZM249 195V194H248ZM251 195V194H250ZM254 195V194H253ZM20 196V197H21ZM77 196V195H76ZM166 196V195H165ZM73 197V196H72ZM210 197V196H209ZM216 197V198H215ZM243 197V196H242ZM254 197V196H253ZM21 198V200L23 201V199ZM165 198V197H164ZM248 198V197H247ZM24 199V200H25ZM251 200V203L253 204V206H251L250 208H251V210H252V207H256V205L254 206V204H255V200H257L258 201V203H259V201H261L262 199H261V197H259V198H257L256 197V199L254 198V199H252V198H250ZM258 199H260V200H258ZM264 199V198H263ZM5 200V199H4ZM15 200H17V199H14L12 202H13V204L14 205H16V202H18V201H16V202H14ZM19 200H20V198H19ZM26 200H25V202H26ZM40 200H42V199H40ZM166 200H167V198H166ZM207 200V199H206ZM236 200V199H235ZM249 200V199H248ZM254 203H253V202ZM10 202V201H9ZM20 202V201H19ZM37 202V201H36ZM8 203V202H7ZM11 203V202H10ZM87 205H88V207L89 206H91V204L87 201ZM247 203V202H246ZM251 203L249 204V205H251ZM257 203V204H258ZM19 203H17V205H18ZM25 203H23V205H22V203H21V205H22V207H25V214H23L22 215V213H23V211H24V209H22L21 210V208L22 207H20V209L19 208H15V209H19V210H15V211H13L14 209L13 208H11L12 209V211L14 212L13 214H11V220L14 222H18V224H20V225H18V226H20V228L21 227H23L21 224L23 223V221H24V218L27 216V221L23 224L24 226H25V228H22V230L24 229L26 232L28 231V230H26L27 228H26V226H28L29 225V227L30 226H32L33 224H35V223H38V222H40L39 220H40V218L38 219V217H36V215H31V213L29 212V211H33V206H31L30 204H32V201L31 200H29V202H26V206L24 205ZM33 204L35 205V203L33 202ZM206 204V203H205ZM235 204V203H234ZM262 204H264V203H262ZM261 204V205H262ZM64 205V204H63ZM63 205H62V207H63ZM3 206V205H2ZM2 206H1V208H2ZM4 206H6V205H4ZM19 206V205H18ZM61 206V205H60ZM59 206V207H60ZM65 206H67V204H65L64 205V207ZM72 206V205H71ZM247 206V205H246ZM15 207V206H14ZM34 207H37L36 205L34 206ZM208 207V206H207ZM257 207H258V205H257ZM256 207V208H257ZM262 207H263V205H262ZM61 208V207H60ZM68 208H69V206H68ZM78 208V207H77ZM244 208V207H243ZM246 208H248V207H246ZM4 209V208H3ZM8 209V208H7ZM10 209V208H9ZM75 209V208H74ZM210 209V208H209ZM249 209V208H248ZM40 210V209H39ZM39 210H38V208H37V211H36V213L37 214H39V216L41 217L42 215H43V212H39ZM61 210V209H60ZM60 210H58V212H57V209H56V211H54V210H52V211H45L44 213H47V217H50L51 215L52 216H54L53 214H56V216L57 215H59V216H54L55 218H63V219H65L66 217V219L67 220H70L71 219V217H73V218H77V217H75V215L73 214V212H76V210L75 211H72L71 212V214H72V216H71V214L70 215H68V214H66V213H68L69 212V209H68V212H65L64 213V216H65V218H64V216H63V210L62 211H60ZM211 210V209H210ZM246 210V209H245ZM258 210V209H257ZM263 210V209H262ZM6 211V210H5ZM64 211H67V210H64ZM71 211V210H70ZM252 211H254V210H252ZM34 212V214H36L35 213V211H33ZM33 212H32V214H33ZM77 212H78V210H77ZM250 212V211H249ZM41 213V214H40ZM51 213H53V214H51ZM70 213V212H69ZM79 213V212H78ZM240 213H241V210H240ZM247 213H248V211H247ZM252 213V212H251ZM255 213V212H254ZM27 214V215H26ZM249 215H250V213H248ZM68 215V216H67ZM74 215V216H73ZM254 215V214H253ZM253 215H251V216H253ZM255 215H256V213H255ZM254 215V216H255ZM7 216H9V215H7ZM71 216V217H70ZM68 217H70V219H68ZM212 217V218H211ZM8 218H10V217H8ZM72 218V219H73ZM153 217H151V219H152ZM210 218V219H209ZM248 218V217H247ZM41 219H42V217H41ZM151 219H148V221L149 220H151ZM185 219V218H184ZM256 219V218H255ZM181 220V219H180ZM183 220V219H182ZM186 220H188V221H186V224H187V227H188V223H190L189 221V219L187 218ZM203 220H204V218H203ZM202 220V221H203ZM209 220V221H208ZM72 221V220H71ZM69 222V221H67V222H69L68 224H71L72 225V223L74 222ZM121 221V220H120ZM154 221V220H153ZM33 222V223H32ZM35 222V223H34ZM183 222V221H182ZM188 222V223H187ZM204 222V221H203ZM248 222V221H247ZM251 222V221H250ZM257 222V221H256ZM260 221H258V223H259ZM32 223V224H31ZM74 223H76V221L74 222ZM143 223V222H142ZM256 224V227H260V226H258L259 224ZM122 224V223H121ZM149 224H151V223H149ZM183 224V223H182ZM184 224H185V221H184ZM252 224V223H251ZM261 224H263V223H261ZM14 225V224H13ZM37 225V224H36ZM40 224H38V227H37V231L41 228L40 226H39ZM52 225H54V226H52ZM52 225H50L49 226V228H48V226H46V228L47 229H45V230H47V232L44 230V233L43 234H37L38 232H36L35 230L33 231V233H35L36 232V234L39 236H37L36 234H33L32 232H31V234L32 235H28V234H30L29 232L28 233H26V232H23L22 234H20V239H21V237H22V240L20 241H18V245L16 244V246H14V248L15 247H17V249H18V251H16V252H14V253H12L13 255H11V254H8L7 255V259H8V262H11V264H15V263H13V262H20L19 264H28V263H30L31 262V258H32V256L33 255H36V253H37V255H38V253H40V251H42V253H44L45 252V250H44V247L43 246H40V244H42L41 242H49L48 244L49 245H47V250H48V248H49V250H50V252L51 251H54V248H56L57 246H55V245H58L57 243L59 242V240L57 241V240H55V242L54 243H52L51 242V240H47V239H45L44 240V238H47V236H50V237H48V238H52V236L54 235V237H55V235L56 234H58V231H59V234L62 236V238H60L61 240H64V238H66V240H70V239H67L68 238V236L69 235H71L70 236V238L72 237L73 238V236L75 235V233H76V235L74 236V237H77V234H78V237H80L81 236V238L83 239V237H84V235H83V232H85V231H83V229H85V228H82V229H80L81 231H83L82 232V234L81 235H79L80 234V230H78V228H77V232L76 231H74L75 229H76V226L75 225H73V227L75 226V229L73 230L71 227L72 226H69V229H68V227L66 228V226H64L63 225V227L60 225H58L57 226V224L55 225V224H52ZM143 225V224H142ZM190 225V224H189ZM4 227H5V223H4V225H3ZM17 226V225H16ZM34 226V225H33ZM90 226V225H89ZM147 226V225H146ZM180 226V225H179ZM60 227V228H59ZM95 227H96V225H95ZM134 227V226H133ZM182 227V226H181ZM203 226H202V224H201V228H202ZM51 228V229H50ZM55 228V229H54ZM59 228V229H58ZM64 228V229H63ZM87 228V227H86ZM90 228V227H89ZM91 228H92V226H91ZM146 228L147 227H145L144 229H145V231H146ZM151 228H152V230L153 229H155V226H153V225H151ZM150 227H149V229H151ZM179 228V227H178ZM185 228H186V226H185ZM264 228V227H263ZM17 230L16 231H18L19 230V228H16ZM49 229V230H48ZM67 229V230H66ZM94 229V228H93ZM132 229V228H131ZM149 229H147V230H149ZM165 228H163L162 229V232L164 231L165 232V234H167L168 232H169V230H171L170 228H169V230L167 229V226H166V229L168 230V232H167V230L165 229ZM200 229V228H199ZM54 230V231H53ZM61 230V231H60ZM122 230H124L125 231V229H123L122 228ZM129 230V229H128ZM138 230V229H137ZM143 230V229H142ZM173 230V229H172ZM172 230L168 233V235L170 236L171 234V232H172ZM180 230V229H179ZM15 231V232H16ZM21 231V229L18 231L19 233H21L20 232ZM48 231H49V233H48ZM64 233H63V232ZM72 231V232H71ZM87 231H89V230H87ZM90 231H91V229H90ZM140 232V235H139V233H138V235L142 238V231H141V229L139 230ZM151 231V230H150ZM153 231H155V230H153ZM152 231V232H153ZM175 231V230H174ZM200 231V230H199ZM14 232V233H15ZM53 232V233H52ZM93 232V231H92ZM99 232V231H98ZM102 232V231H101ZM123 231H121L120 233H122ZM136 232V231H135ZM158 232L160 233L161 231H159L158 230ZM163 232V233H164ZM167 232V233H166ZM13 233V234H14ZM19 233H18V235H19ZM74 233V234H73ZM103 233V232H102ZM101 233V234H102ZM120 233H118V234H120ZM129 233V232H128ZM155 233V232H154ZM162 233V234H163ZM172 233H174V232H172ZM177 233V232H176ZM16 234H17V232H16ZM15 234V235H16ZM47 236H46V235ZM50 234V235H49ZM90 234H91V232H90ZM146 234H149V231L147 232L146 231V233L144 232V235H146ZM151 234V233H150ZM22 235V236H21ZM63 235H64V237H63ZM66 235V236H65ZM83 235V236H82ZM94 235V233L92 234V236ZM103 235V238H102V236H101V238L100 239H103L102 241H104V242H102V244H105V241H107V240H105L104 239V234H102ZM110 235V234H109ZM108 235V238L106 237V235H105V238L106 239H109V238H111L110 236ZM112 235V234H111ZM173 235H175V234H173ZM13 236V235H12ZM11 236V238H15V236H13L12 237ZM45 236V237H44ZM86 236V235H85ZM149 235H146V238L148 237ZM168 236V237H169ZM75 238V240L77 241V240H79V239H81V238ZM91 237V236H90ZM121 237V236H120ZM134 237H136V236H134ZM140 237H138L141 241H142V239L140 238ZM144 237L145 236H143V239H144ZM164 237V236H163ZM171 237H173L174 238V236H171ZM11 238H8L9 240H11ZM138 238L136 237V239L138 240ZM167 238V237H166ZM170 238V237H169ZM175 238H176V235H175ZM7 239V240H8ZM86 239V238H85ZM91 239V238H90ZM89 238L88 239H86V240H90ZM113 239H115L116 241H117V237H115V236H113ZM132 239V238H131ZM163 239V238H162ZM161 239V240H162ZM165 239V238H164ZM170 239H172V238H170ZM181 239V238H180ZM6 240V239H5ZM47 240V241H46ZM112 239H110V240H108V241H111ZM118 240H120L121 241V238L119 239L118 238ZM123 240H125V241H121L122 243H121V245H122V248H126L127 246H128V242L129 241H127L128 240V238L127 239H123ZM140 240H139V242L137 243V244H139L140 243ZM166 240V239H165ZM168 240V239H167ZM72 241H73V239H72ZM20 242V243H19ZM84 242V241H83ZM88 241H86V243H87ZM115 241H113V242H111V243H109V242H106V246H107V244H109V245H111L112 243H114ZM124 242V243H123ZM132 242V241H131ZM164 242V241H163ZM175 242V241H174ZM51 243V244H50ZM60 243H62V242H60ZM65 243V242H64ZM94 243V242H93ZM142 243H143V241H142ZM176 243V242H175ZM178 243V242H177ZM183 243V242H182ZM53 244H55V245H53ZM63 244V243H62ZM82 244H84V243H82ZM116 243H114V245H115ZM167 244V243H166ZM185 244H187V243H185ZM206 244V245H205ZM51 245V246H50ZM60 245V244H59ZM86 245L87 244H85V247H86ZM98 245V244H97ZM117 245H118V243H117ZM116 245V246H117ZM132 245V244H131ZM141 245V244H140ZM143 245V244H142ZM157 246H158V244H156ZM165 245V244H164ZM53 246H55V247H53ZM62 246V245H61ZM90 245L88 244V247H89ZM113 246V244L111 245V248H113L112 247ZM156 246V247H157ZM174 246V245H173ZM179 246H180V244H179ZM179 246H177V248H179V249H182V251H183V249H187V247H182L183 245H181V247H179ZM202 246V245H201ZM51 247H53L52 248V250H51ZM82 247V246H81ZM100 247V246H99ZM170 247V246H169ZM59 248H61L60 246H59ZM87 248V247H86ZM128 248H129V246H128ZM127 248V249H128ZM174 248H176V247H174ZM170 249V250H176L175 252H178V251H180L179 249H178V251H177V248L176 249ZM20 249V250H19ZM130 249V248H129ZM158 249V248H157ZM157 249H156V251H157ZM159 249H160V247H159ZM158 249V250H159ZM13 250V249H12ZM40 250V251H39ZM83 252H85L84 251V247L81 249ZM126 250V249H125ZM131 250V249H130ZM152 250H155V249H152ZM151 250V252L152 253H150L151 255L152 254H154V251H152ZM161 250V249H160ZM240 250V249H239ZM7 251V250H6ZM9 251V250H8ZM14 251H15V249H14ZM39 251V252H38ZM73 251V250H72ZM150 251V250H149ZM148 251V252H149ZM156 251H155V254H158V253H156ZM162 251V250H161ZM160 251V252H161ZM184 251H186V250H184ZM5 252V251H4ZM12 252V251H11ZM11 252H9V253H11ZM19 253V255H17L18 253ZM55 252V251H54ZM75 252H77L76 250H75ZM128 252V251H127ZM181 252V251H180ZM65 253V252H64ZM68 255H69V253L68 252H66ZM185 253V252H184ZM235 253H236V251H235ZM234 253V255L236 256L237 254H235ZM243 253V252H242ZM22 254V255H21ZM77 254H79V253H77ZM117 255L115 256V257H117L118 256V253H116ZM130 254V253H129ZM169 254V253H168ZM172 254H174V253H172ZM178 254H181V253H178ZM183 254V253H182ZM4 255V254H3ZM21 255V256H20ZM27 255H30L29 257L27 256ZM37 255H36V257H37ZM40 255V254H39ZM47 255V254H46ZM45 255V256H46ZM54 255H55V253H54ZM72 255H76V253L74 254H72ZM79 255H81V254H79ZM79 255H76V257L78 256L79 257ZM83 255V254H82ZM135 255V254H134ZM159 255V254H158ZM199 255V256H200ZM244 255V254H243ZM243 255H240V257L242 258V259H245V257L243 256ZM5 256H6V254H5ZM8 256H9V258H8ZM11 256V257H10ZM43 256V255H42ZM48 256H50V255H48ZM154 256V255H153ZM168 256H172V255H168ZM168 256H166V258L168 257ZM175 256V258L178 256L177 254H175L174 255ZM182 256V255H181ZM255 256V255H254ZM14 257V258H13ZM56 256H54L53 258H55ZM62 257H64V256H62ZM61 257V259H65V258H62ZM69 257H70V259L66 256V259L65 260H67V261H69L70 260V262H72V264H78V263H74V260H76L75 258V256L73 257V256H71V254L69 255ZM81 257V256H80ZM103 257L105 258V256L103 255ZM129 257V256H128ZM162 257V256H161ZM179 257V256H178ZM178 257L175 259V258H173V257H171L170 258V260H172V258H173V260L174 261H178L179 259H178ZM256 257V256H255ZM45 258H48L47 256L45 257ZM45 258L43 257H41V259H44L43 261L45 262L46 260H45ZM51 258V257H50ZM59 258V257H58ZM72 258V259H71ZM133 259H134V257H132ZM129 259L128 258V260L129 261H131V260H133V259ZM139 258V257H138ZM137 258V259H138ZM153 258V257H152ZM156 258V257H155ZM159 257H157L156 259H158ZM166 258H164V260H166ZM196 258V257H195ZM199 257H197V259H198ZM202 258V259H201ZM17 259H20V261H18ZM30 259V260H29ZM78 259V258H77ZM112 259V258H111ZM116 259V258H115ZM125 258H121V260H122V262L124 263L125 261H126V263H124V264H127V263H130V262H127V259H125ZM136 259V258H135ZM147 259V261H145L147 264H159L160 263V261H159V263H158V261L156 260V262L157 263H154L155 262V260H153L152 259V261L150 260L151 259V257H150V259H148V258H146ZM145 259V260H146ZM163 259V258H162ZM162 259H161V261H162ZM11 260H13V261H11ZM53 259H51V261H52ZM55 260H57V258L55 259ZM59 260V259H58ZM57 260V262L60 264V262ZM96 260V259H95ZM94 260V261H95ZM99 260H105V259H99ZM120 260V259H119ZM119 260H117V261H115V260H110V261H108L107 260V258H106V260H105V263L104 264H110L109 262H111V261H115V262H111V264H123L122 262H121V260L119 261ZM159 260V259H158ZM163 260V261H164ZM172 260V261H173ZM201 260H203V261H201ZM246 260V259H245ZM260 260H261V258H260ZM2 261V263H3V260H0V262ZM43 261H41L40 260V263L41 262H43ZM67 261H64L65 263L67 262ZM93 261V262H94ZM142 261V260H141ZM150 261V262H149ZM162 261V264H165L164 262ZM195 261H197V260H195ZM247 261V260H246ZM4 262H5V260H4ZM37 262V261H36ZM43 262V263H44ZM53 262V261H52ZM92 262V263H93ZM99 262V261H98ZM98 262H97V260L93 263V264H98ZM140 262V260L138 261V263L136 262V263H130V264H140L139 263ZM144 262V264H146ZM168 262H169V257H168ZM184 262V261H183ZM182 262V263H183ZM34 263H35V261H34ZM56 263V262H55ZM57 263V264H58ZM68 263V262H67ZM247 263H248V261H247ZM261 263V262H260ZM5 264V263H4ZM7 264V263H6ZM48 264V263H47ZM68 264H71V263H68ZM79 264H81V263H79ZM142 264V263H141ZM196 264V263H195ZM198 264H200V263H198ZM241 264V263H240Z\"/></svg>",
  "mask_w": 264,
  "mask_h": 264
}]
</instances>
